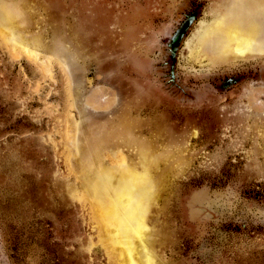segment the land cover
<instances>
[{"label": "rangeland", "instance_id": "1", "mask_svg": "<svg viewBox=\"0 0 264 264\" xmlns=\"http://www.w3.org/2000/svg\"><path fill=\"white\" fill-rule=\"evenodd\" d=\"M231 2L2 0L0 264H106L76 185L127 133L128 163H181L157 203L156 264H264V0L218 10ZM217 16L256 28V51L211 62ZM98 89L106 110L84 103Z\"/></svg>", "mask_w": 264, "mask_h": 264}, {"label": "bare ground", "instance_id": "2", "mask_svg": "<svg viewBox=\"0 0 264 264\" xmlns=\"http://www.w3.org/2000/svg\"><path fill=\"white\" fill-rule=\"evenodd\" d=\"M246 3L247 0H232L228 7L221 5L218 10L234 14L240 5ZM12 20V15L0 0V26L4 27ZM214 24L217 31L213 49L219 50L211 57L214 64L220 61V55L245 57L256 51L253 45L256 28L240 22L237 17L225 20L217 16ZM2 31L0 39L8 40L9 31ZM112 100L110 91L98 89L85 97L84 103L88 108L98 110L110 107ZM254 100L257 101L258 96ZM254 109L264 110L260 106ZM127 134H120L123 141L115 148V156H106L82 166L76 187L82 190L81 202H85L91 223L97 226L91 242L101 246L106 264H156L162 247L168 242L165 224H158L157 203L163 198L167 186L164 177L176 171L181 163L174 161V156L171 158L167 153L159 154L152 150L141 153L137 161L128 163L119 153L123 147L132 146L135 140L133 134ZM69 159H73V155ZM156 177L161 182L154 186Z\"/></svg>", "mask_w": 264, "mask_h": 264}]
</instances>
